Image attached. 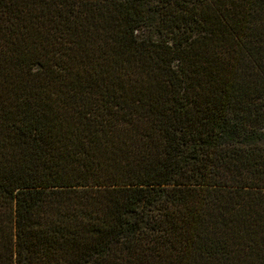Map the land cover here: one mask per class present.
Instances as JSON below:
<instances>
[{"label":"trees","instance_id":"trees-1","mask_svg":"<svg viewBox=\"0 0 264 264\" xmlns=\"http://www.w3.org/2000/svg\"><path fill=\"white\" fill-rule=\"evenodd\" d=\"M0 264H264V0H0Z\"/></svg>","mask_w":264,"mask_h":264}]
</instances>
